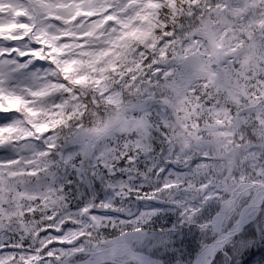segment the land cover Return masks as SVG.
<instances>
[{"label":"snow or ice","instance_id":"snow-or-ice-1","mask_svg":"<svg viewBox=\"0 0 264 264\" xmlns=\"http://www.w3.org/2000/svg\"><path fill=\"white\" fill-rule=\"evenodd\" d=\"M0 264H264V0H0Z\"/></svg>","mask_w":264,"mask_h":264}]
</instances>
